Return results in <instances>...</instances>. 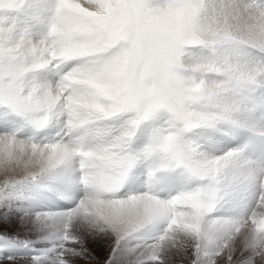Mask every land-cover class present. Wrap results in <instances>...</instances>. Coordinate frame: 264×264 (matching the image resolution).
Segmentation results:
<instances>
[{"label": "snow or ice", "instance_id": "snow-or-ice-1", "mask_svg": "<svg viewBox=\"0 0 264 264\" xmlns=\"http://www.w3.org/2000/svg\"><path fill=\"white\" fill-rule=\"evenodd\" d=\"M0 264H264V0H0Z\"/></svg>", "mask_w": 264, "mask_h": 264}]
</instances>
